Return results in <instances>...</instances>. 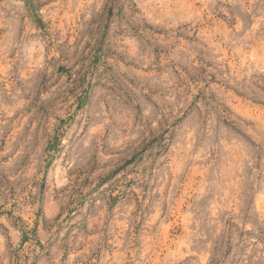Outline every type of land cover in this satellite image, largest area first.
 Returning <instances> with one entry per match:
<instances>
[{"label": "rangeland", "instance_id": "374dc122", "mask_svg": "<svg viewBox=\"0 0 264 264\" xmlns=\"http://www.w3.org/2000/svg\"><path fill=\"white\" fill-rule=\"evenodd\" d=\"M0 264H264V0H0Z\"/></svg>", "mask_w": 264, "mask_h": 264}]
</instances>
